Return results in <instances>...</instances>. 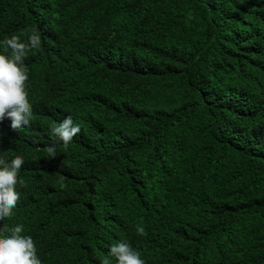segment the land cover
<instances>
[{
    "label": "trees",
    "instance_id": "16d2710c",
    "mask_svg": "<svg viewBox=\"0 0 264 264\" xmlns=\"http://www.w3.org/2000/svg\"><path fill=\"white\" fill-rule=\"evenodd\" d=\"M33 32L0 234L24 225L43 264H116L121 240L145 264H264V0H0V40Z\"/></svg>",
    "mask_w": 264,
    "mask_h": 264
},
{
    "label": "clouds",
    "instance_id": "9594fccd",
    "mask_svg": "<svg viewBox=\"0 0 264 264\" xmlns=\"http://www.w3.org/2000/svg\"><path fill=\"white\" fill-rule=\"evenodd\" d=\"M40 43V35L35 32L26 41L18 35L0 40V46L4 48L0 51V121L10 119V127L14 130L30 124L32 106L26 90L28 72L24 58L29 49L38 50ZM80 130V125L68 115L53 126L51 135L53 140L67 146ZM47 151L53 156L56 154L54 145ZM24 162L22 155H16L10 161L0 157V221L12 215L20 197L16 185L22 183L18 181V172ZM7 233L0 234V264H43L33 238L23 234L24 225L16 224L8 228ZM109 254L116 258V264H145L141 254L124 240L112 244Z\"/></svg>",
    "mask_w": 264,
    "mask_h": 264
}]
</instances>
